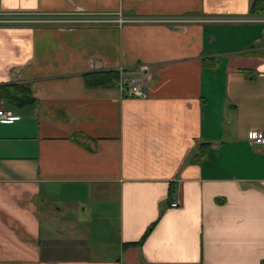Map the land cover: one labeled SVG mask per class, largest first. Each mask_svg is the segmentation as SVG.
<instances>
[{
  "label": "crops",
  "instance_id": "1",
  "mask_svg": "<svg viewBox=\"0 0 264 264\" xmlns=\"http://www.w3.org/2000/svg\"><path fill=\"white\" fill-rule=\"evenodd\" d=\"M253 2L0 0L127 17L0 23V85L35 98L0 99V264H264V23L226 20Z\"/></svg>",
  "mask_w": 264,
  "mask_h": 264
},
{
  "label": "built area",
  "instance_id": "2",
  "mask_svg": "<svg viewBox=\"0 0 264 264\" xmlns=\"http://www.w3.org/2000/svg\"><path fill=\"white\" fill-rule=\"evenodd\" d=\"M90 18V17H89ZM95 19V17H93ZM113 19V21L121 23L127 20V17L122 15L116 16H101L98 20L99 22L109 21ZM178 19H183L182 17H176L171 20L177 21ZM226 20L232 21H241V22H260L264 23V11L261 13L248 15L244 17H231ZM17 22V20H12L7 18L6 20H0V22ZM118 87L119 90L126 96H137L144 97L146 96V92L144 90V86L141 83L140 77L125 73L124 70L118 69ZM15 116L11 114L10 111L0 108V121L9 122L12 121ZM250 140L257 145L264 146V129H254L249 134ZM172 206H176L177 203H172Z\"/></svg>",
  "mask_w": 264,
  "mask_h": 264
},
{
  "label": "rangeland",
  "instance_id": "3",
  "mask_svg": "<svg viewBox=\"0 0 264 264\" xmlns=\"http://www.w3.org/2000/svg\"><path fill=\"white\" fill-rule=\"evenodd\" d=\"M264 10H262L263 12ZM90 17V18H89ZM95 17V19L93 18ZM101 16H88V15H81V14H70V15H44L42 13H32V14H0V20H6L10 18L12 20L20 21H29L32 24H50V23H57V24H65L69 26H73L76 24H83L89 25L93 23H99L98 20ZM2 23V21L0 22Z\"/></svg>",
  "mask_w": 264,
  "mask_h": 264
},
{
  "label": "trees",
  "instance_id": "4",
  "mask_svg": "<svg viewBox=\"0 0 264 264\" xmlns=\"http://www.w3.org/2000/svg\"><path fill=\"white\" fill-rule=\"evenodd\" d=\"M263 7H264V0H254L252 11L259 12L260 10L263 9ZM108 74H110V77L112 79H115V77L117 76V72L114 71L108 72ZM26 96L27 99L24 98ZM9 98L10 100L15 99L20 103L23 102L22 100H25L26 103H33L35 101V98L32 96V92H30L27 86L17 87L15 84L0 85V99H9Z\"/></svg>",
  "mask_w": 264,
  "mask_h": 264
}]
</instances>
